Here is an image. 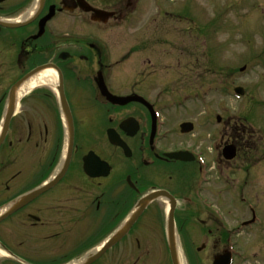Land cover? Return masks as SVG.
Here are the masks:
<instances>
[{
	"label": "flooded vegetation",
	"instance_id": "flooded-vegetation-1",
	"mask_svg": "<svg viewBox=\"0 0 264 264\" xmlns=\"http://www.w3.org/2000/svg\"><path fill=\"white\" fill-rule=\"evenodd\" d=\"M139 1L0 0V264H173L169 212L177 264H264V137L165 118Z\"/></svg>",
	"mask_w": 264,
	"mask_h": 264
},
{
	"label": "rangeland",
	"instance_id": "rangeland-1",
	"mask_svg": "<svg viewBox=\"0 0 264 264\" xmlns=\"http://www.w3.org/2000/svg\"><path fill=\"white\" fill-rule=\"evenodd\" d=\"M156 2L162 7L157 20L162 25L161 67L172 83L162 102L165 118L173 125L190 119L200 126L205 115L234 116L263 138L264 0H140L131 29L155 13ZM236 86L244 89L240 98ZM263 152L264 139L258 165H264Z\"/></svg>",
	"mask_w": 264,
	"mask_h": 264
},
{
	"label": "water",
	"instance_id": "water-1",
	"mask_svg": "<svg viewBox=\"0 0 264 264\" xmlns=\"http://www.w3.org/2000/svg\"><path fill=\"white\" fill-rule=\"evenodd\" d=\"M85 8V7H84ZM89 7L86 9V11H89ZM101 15L100 14H96L94 18H102V16L100 17ZM106 17H104L105 19ZM244 68H241V70H243ZM235 92L238 93V94H242L243 91L241 88H235ZM191 123H183L181 124V130L182 132H188L191 130ZM224 155L228 158V159H231L234 157V149L232 146H228L224 149L223 151ZM170 156L174 157V154H170ZM154 196H157L159 195V193H154L153 194ZM171 212L169 213V227H168V239H169V242L171 243V253H172V259H173V264H177V261L175 259V256H174V251L172 248H174L173 246V243L172 242H175V239H174V233H173V229L171 228Z\"/></svg>",
	"mask_w": 264,
	"mask_h": 264
},
{
	"label": "bare ground",
	"instance_id": "bare-ground-1",
	"mask_svg": "<svg viewBox=\"0 0 264 264\" xmlns=\"http://www.w3.org/2000/svg\"><path fill=\"white\" fill-rule=\"evenodd\" d=\"M48 76L47 72H41L40 74H38L36 77L32 78L30 80V82L35 83V82H40V81H44L45 78ZM31 83V84H32Z\"/></svg>",
	"mask_w": 264,
	"mask_h": 264
}]
</instances>
